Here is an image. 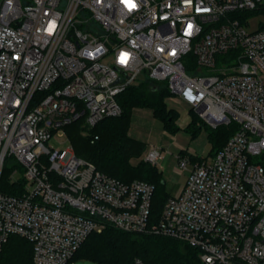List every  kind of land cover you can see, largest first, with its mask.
I'll use <instances>...</instances> for the list:
<instances>
[{
  "label": "built area",
  "instance_id": "obj_1",
  "mask_svg": "<svg viewBox=\"0 0 264 264\" xmlns=\"http://www.w3.org/2000/svg\"><path fill=\"white\" fill-rule=\"evenodd\" d=\"M260 15L264 0H0V182L15 190L0 191V250L17 235L33 264H70L111 225L184 242L201 264H264V19L248 29ZM144 78L211 128L235 125L155 220L153 184L99 171L66 133L120 117L118 96ZM166 156L152 146L145 161Z\"/></svg>",
  "mask_w": 264,
  "mask_h": 264
},
{
  "label": "trees",
  "instance_id": "obj_2",
  "mask_svg": "<svg viewBox=\"0 0 264 264\" xmlns=\"http://www.w3.org/2000/svg\"><path fill=\"white\" fill-rule=\"evenodd\" d=\"M187 59L186 68L193 73L196 68L193 55ZM169 96L165 83L144 78L118 96L123 109L120 117L105 119L92 129L83 126L81 120L66 127L76 155L94 164L99 171L126 183L142 180L155 186L152 220L159 216L170 196H165L162 172L157 166L146 161L131 162L142 154L146 144L129 135L130 115L135 108L149 109L166 130L176 132L179 130L176 124L178 114L167 107L165 99ZM204 125L194 113L185 129L195 137ZM229 127L230 133H211L213 155L235 131L234 124ZM9 184L3 177L0 191L15 194ZM79 259L96 264H134L136 259L145 264H201L198 250L184 242L153 233L124 232L111 225L100 233H92L70 263ZM0 264H33L32 244L20 236H10L0 250Z\"/></svg>",
  "mask_w": 264,
  "mask_h": 264
},
{
  "label": "rangeland",
  "instance_id": "obj_3",
  "mask_svg": "<svg viewBox=\"0 0 264 264\" xmlns=\"http://www.w3.org/2000/svg\"><path fill=\"white\" fill-rule=\"evenodd\" d=\"M264 19L262 15L249 19V30H257L259 23ZM223 61V57H218V67L223 64H230ZM167 107L173 109L178 115L176 121L179 130L170 132L164 128L163 123L154 116L151 110L144 108H135L130 115L129 135L146 144V149L142 154L134 158L131 162L134 164L145 161V155L150 147L155 146L162 149L167 154L166 160H161L157 168H161L164 182L165 196L177 195L183 186L185 179L189 174L190 167L201 160L210 159L213 156V144L210 142L211 133L225 134L230 133L229 126H220L213 129L207 124L202 126L201 130L193 137L191 131L186 130L184 120L191 118L194 111L185 103L175 102L170 97L165 99ZM183 123V124H182ZM182 126L184 128H182ZM67 133V132H66ZM65 139V137H64ZM55 148L66 147L65 144H59L56 139L50 143ZM180 153L187 154L191 158V164L185 170L179 168V161L176 158ZM19 179L20 176L17 175ZM70 264H96L91 260L79 259Z\"/></svg>",
  "mask_w": 264,
  "mask_h": 264
},
{
  "label": "crops",
  "instance_id": "obj_4",
  "mask_svg": "<svg viewBox=\"0 0 264 264\" xmlns=\"http://www.w3.org/2000/svg\"><path fill=\"white\" fill-rule=\"evenodd\" d=\"M190 120H191V118L184 120L183 123H186L184 126H187V125L189 124ZM183 123H182V124H183ZM182 128H184V127L182 126ZM166 159H167V156L165 157L164 160H166ZM159 170L161 171L162 169L159 168ZM186 180H187V178L185 179V182H186ZM185 182H184V184H185ZM184 184H183V185H184ZM182 187H183V186H182ZM182 187H181V188H182Z\"/></svg>",
  "mask_w": 264,
  "mask_h": 264
},
{
  "label": "snow or ice",
  "instance_id": "obj_5",
  "mask_svg": "<svg viewBox=\"0 0 264 264\" xmlns=\"http://www.w3.org/2000/svg\"><path fill=\"white\" fill-rule=\"evenodd\" d=\"M130 6H131V7H134L135 5H134V4H131ZM122 62H123V59H122Z\"/></svg>",
  "mask_w": 264,
  "mask_h": 264
}]
</instances>
